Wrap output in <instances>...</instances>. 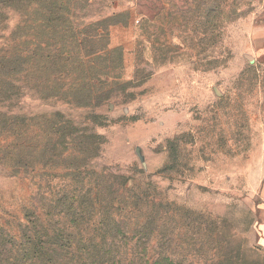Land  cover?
Segmentation results:
<instances>
[{
  "label": "rangeland",
  "instance_id": "1",
  "mask_svg": "<svg viewBox=\"0 0 264 264\" xmlns=\"http://www.w3.org/2000/svg\"><path fill=\"white\" fill-rule=\"evenodd\" d=\"M0 64L8 251L264 264V0H0Z\"/></svg>",
  "mask_w": 264,
  "mask_h": 264
},
{
  "label": "trees",
  "instance_id": "2",
  "mask_svg": "<svg viewBox=\"0 0 264 264\" xmlns=\"http://www.w3.org/2000/svg\"><path fill=\"white\" fill-rule=\"evenodd\" d=\"M54 19L62 21L59 15H55ZM22 240L21 248L27 247L24 252L20 250L19 255L8 251L6 240L0 243V264H88L89 260H95L98 253L95 237L77 238L61 230L51 231L43 227L39 220L26 227ZM152 264L179 263L170 257L159 256Z\"/></svg>",
  "mask_w": 264,
  "mask_h": 264
},
{
  "label": "crops",
  "instance_id": "3",
  "mask_svg": "<svg viewBox=\"0 0 264 264\" xmlns=\"http://www.w3.org/2000/svg\"><path fill=\"white\" fill-rule=\"evenodd\" d=\"M261 198H262V204L260 206L259 216H260V220H261L260 230H261V234H262V237L264 240V183H263L262 188H261Z\"/></svg>",
  "mask_w": 264,
  "mask_h": 264
}]
</instances>
